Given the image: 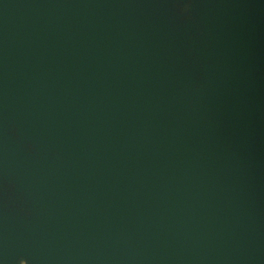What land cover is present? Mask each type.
Wrapping results in <instances>:
<instances>
[{"label":"water","instance_id":"95a60500","mask_svg":"<svg viewBox=\"0 0 264 264\" xmlns=\"http://www.w3.org/2000/svg\"><path fill=\"white\" fill-rule=\"evenodd\" d=\"M0 264H264V0H0Z\"/></svg>","mask_w":264,"mask_h":264}]
</instances>
